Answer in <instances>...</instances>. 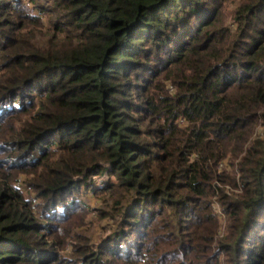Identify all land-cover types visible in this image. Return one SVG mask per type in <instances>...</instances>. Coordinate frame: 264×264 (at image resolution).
Here are the masks:
<instances>
[{"label":"trees","instance_id":"obj_1","mask_svg":"<svg viewBox=\"0 0 264 264\" xmlns=\"http://www.w3.org/2000/svg\"><path fill=\"white\" fill-rule=\"evenodd\" d=\"M0 264H264V0H0Z\"/></svg>","mask_w":264,"mask_h":264},{"label":"rangeland","instance_id":"obj_2","mask_svg":"<svg viewBox=\"0 0 264 264\" xmlns=\"http://www.w3.org/2000/svg\"><path fill=\"white\" fill-rule=\"evenodd\" d=\"M91 205H92V207H97L98 205H99V203L97 202V201H95V200H92L91 201ZM98 231H99V229H98V227L97 228H95V233L97 232L98 233Z\"/></svg>","mask_w":264,"mask_h":264}]
</instances>
